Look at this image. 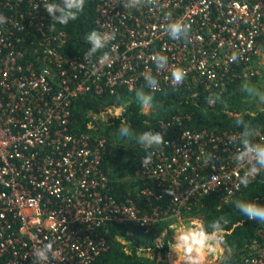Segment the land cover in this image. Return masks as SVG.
Returning <instances> with one entry per match:
<instances>
[{
  "label": "built area",
  "instance_id": "1",
  "mask_svg": "<svg viewBox=\"0 0 264 264\" xmlns=\"http://www.w3.org/2000/svg\"><path fill=\"white\" fill-rule=\"evenodd\" d=\"M46 2L0 0L7 18L0 25V264H39L33 250L48 242L55 253L49 264H94L109 248L101 234L105 225L133 223L148 231L189 211L198 197L241 190L238 179L247 166L233 159L239 141L230 143L241 130L185 128L169 136L171 123H181L173 117L151 130L166 129L167 143L144 148L139 167L124 177L137 183L139 203L119 198L102 167L107 140L97 130L100 120L119 115L123 106L90 113L85 132L72 129V113L80 96L146 87V71L162 90L173 87L171 70L182 67L186 78L174 88L202 86L211 94L225 92L235 75L254 76L264 0H154L128 10L120 0H97L98 31L116 30L104 50L112 56L106 65L98 63L102 52L91 63L84 60L88 50L66 52L68 34L59 25L50 30ZM176 20L191 25L187 38L168 35L167 24ZM26 39L32 41L28 49ZM155 53L167 57L166 69L157 71ZM258 133L256 142L264 137ZM148 151H155L151 161H145ZM170 188L168 204L153 205ZM236 264H264V246Z\"/></svg>",
  "mask_w": 264,
  "mask_h": 264
},
{
  "label": "trees",
  "instance_id": "2",
  "mask_svg": "<svg viewBox=\"0 0 264 264\" xmlns=\"http://www.w3.org/2000/svg\"><path fill=\"white\" fill-rule=\"evenodd\" d=\"M97 0H86L83 13L75 21L61 26L68 34L66 52L78 53L89 50L86 41L87 34L97 30L96 25ZM27 10L26 7L21 9ZM32 41H22L28 49ZM240 73V72H239ZM244 77L235 75L234 81L229 83L223 93H210L202 86L168 87L154 93L147 87L133 90L117 88L114 92L106 90L103 94H87L78 97L74 102L72 113V129L75 132H85L91 119L90 113H99L106 107L122 105L123 110L115 117L100 120L97 132L107 140L102 167L108 174L113 193L119 198L132 196L138 201L135 192V181L124 177L134 173L140 165L144 148L135 141L120 140L118 130L122 122L131 125L138 135L144 131L159 128L160 121H173V117L180 118L171 123L169 136L180 134L185 128L195 131L242 129L237 127L236 118L243 116L258 130L264 131V109L250 112L247 110L248 95L241 88ZM143 89L153 95V107L149 113L142 112L136 100V91ZM175 121V120H174ZM166 132V135L168 134ZM168 136V135H167ZM166 190L160 192V198L153 199V205L166 206L170 200ZM237 200H251L264 205V172H261L247 187H242L230 197L216 193L204 195L193 200V205L186 215L200 218L205 227L213 221L219 220L224 229V235L238 245L250 243L254 248L264 245V225L249 220L235 207ZM184 212V213H185ZM169 224L160 221L150 230H145L133 223H110L101 229L109 248L94 261V264H156L148 257H142L138 250L154 246V240L168 228ZM209 231L211 229L209 228ZM130 249V250H129ZM236 264V263H235Z\"/></svg>",
  "mask_w": 264,
  "mask_h": 264
},
{
  "label": "clouds",
  "instance_id": "3",
  "mask_svg": "<svg viewBox=\"0 0 264 264\" xmlns=\"http://www.w3.org/2000/svg\"><path fill=\"white\" fill-rule=\"evenodd\" d=\"M154 3V0H120V4L125 9H139L145 5ZM86 0H49L43 4V7L51 17L53 24L49 25L53 31L56 25H68L71 21H75L83 13ZM7 18L0 14V25L5 24ZM191 30V25L183 20H176L167 24L168 35L176 40L187 38ZM116 39V30L112 31H97L92 30L86 36V41L90 45L89 50L84 55V60L91 63V58L98 52L103 54L99 56L98 63L101 65L109 64L112 56L109 51H104L109 43ZM156 65L157 71H162L167 68L168 59L166 56L155 53L151 57ZM96 65L93 64V68ZM186 70L182 67H175L171 70L170 78L173 87L183 83L186 78ZM145 86L152 93L159 90L158 79L146 71L144 74ZM243 91L252 99H259L264 102V94L260 93L254 86L247 83L243 85ZM136 100L142 112H148L153 107V95L146 93L143 89L136 91ZM236 125L242 129L239 137L230 138V143H235L237 140L241 147L233 156L237 166L246 165V170L239 177V185L247 188L255 178L264 171V137H260V142H256L258 129L246 121L243 116L236 118ZM118 138L120 140L135 141L136 144L145 149H159L166 144L165 140L166 129L164 132L144 131L136 134L131 125L122 122L118 130ZM155 151H148L145 156V161H151ZM211 159V157H208ZM169 195H174L173 189L166 190ZM231 189L228 193L231 194ZM235 207L240 214L246 216L249 220L257 221L264 225V205L251 200H237ZM209 228L211 231H209ZM166 233H162V237ZM158 238V242L162 245L163 239ZM224 244V229L219 220L213 221L208 227H205L200 222H193L191 225L179 228L173 235L172 240L168 241L170 264H206V259L209 255L216 253ZM53 242L43 244L33 250V255L39 261V264H49L50 255H54Z\"/></svg>",
  "mask_w": 264,
  "mask_h": 264
},
{
  "label": "rangeland",
  "instance_id": "4",
  "mask_svg": "<svg viewBox=\"0 0 264 264\" xmlns=\"http://www.w3.org/2000/svg\"><path fill=\"white\" fill-rule=\"evenodd\" d=\"M251 68L255 70V75L252 77H244L242 83L243 85L247 83L254 86L260 93L264 94V38L261 40V53L256 58ZM241 88L243 89V86ZM247 99L248 104L246 106L248 111L255 112L257 110L264 109V102H261L259 99H252L249 96ZM116 107L122 108V105H118ZM150 111L146 113H149ZM184 212L172 215L168 217V219L163 220L169 224L168 228H165L164 231H162L161 234L154 240V246L142 248L138 250V253L142 257H148L149 259L154 260L156 264H170L167 243L172 240L175 232L183 226L191 225L193 222H200L203 224L200 218L188 216L186 215V212ZM162 233H166V236L162 237ZM161 237L163 239L162 245L158 242V238ZM242 243L243 244L238 245L237 243L230 241V239L224 235V244L216 253L207 257L206 264H235L239 262L243 256L248 255L264 246L259 245L254 248L250 243L245 244L244 241H242Z\"/></svg>",
  "mask_w": 264,
  "mask_h": 264
},
{
  "label": "crops",
  "instance_id": "5",
  "mask_svg": "<svg viewBox=\"0 0 264 264\" xmlns=\"http://www.w3.org/2000/svg\"><path fill=\"white\" fill-rule=\"evenodd\" d=\"M260 50H261V47H260ZM260 53H261V51H260ZM142 156H143V155H142ZM142 156H141V157H142Z\"/></svg>",
  "mask_w": 264,
  "mask_h": 264
},
{
  "label": "bare ground",
  "instance_id": "6",
  "mask_svg": "<svg viewBox=\"0 0 264 264\" xmlns=\"http://www.w3.org/2000/svg\"><path fill=\"white\" fill-rule=\"evenodd\" d=\"M206 262H207V259H206Z\"/></svg>",
  "mask_w": 264,
  "mask_h": 264
}]
</instances>
